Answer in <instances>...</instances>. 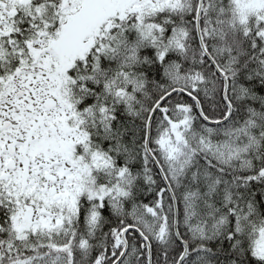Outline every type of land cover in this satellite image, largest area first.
<instances>
[{
  "label": "snow or ice",
  "instance_id": "obj_1",
  "mask_svg": "<svg viewBox=\"0 0 264 264\" xmlns=\"http://www.w3.org/2000/svg\"><path fill=\"white\" fill-rule=\"evenodd\" d=\"M0 264H264V0H0Z\"/></svg>",
  "mask_w": 264,
  "mask_h": 264
}]
</instances>
